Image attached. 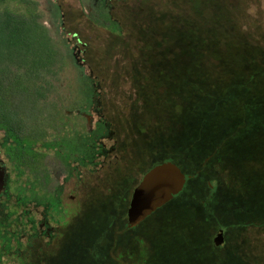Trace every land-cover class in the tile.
Instances as JSON below:
<instances>
[{
	"label": "rangeland",
	"instance_id": "obj_1",
	"mask_svg": "<svg viewBox=\"0 0 264 264\" xmlns=\"http://www.w3.org/2000/svg\"><path fill=\"white\" fill-rule=\"evenodd\" d=\"M32 2L31 9L38 25L47 31L58 49L55 61L61 72L59 78L53 80L47 73L53 63L42 61L43 66L38 63L34 67L31 57L25 61L21 71L33 72L38 68L40 73H45V79L52 81L53 87H49V93L35 105L21 104L24 109L13 113V127L26 138L24 148L39 153L47 151L48 157L42 167L31 161L22 162V165L8 164L14 180L12 191L20 189L25 197L31 195L33 198L36 176L40 177L50 195L43 198L38 190V200L47 199L55 211L70 222L69 242L60 264H121L116 259L128 251L132 254V264H199L203 260L207 263L209 259L231 264H257V259L258 263H264V230L262 233L259 230L258 239L254 240L245 234L244 226L235 223L241 211L245 224L252 225L262 219L253 218L251 215L256 214L255 210L252 213L245 210L240 205L241 196L231 192L218 194L223 196L222 202L226 200L227 203L221 212L190 207L191 196L186 193L166 206L158 216L135 229H125V211L134 186L142 174L155 163L164 161L170 153L166 138L150 131L148 123L140 128L128 127L125 140H120L116 148L114 134L106 129L104 120L114 123L120 136L121 131L124 134V127L131 126L119 117L122 114L118 109H113V104L117 105L120 99L126 106L124 99L119 97L116 101V97L126 94L130 82L123 79L121 88L116 89L113 85L117 83L112 76L125 71L132 50L115 48L111 42L115 37H121V44L128 42L132 47L138 46L135 42L141 37L137 35L136 23L140 18L137 16L143 18L146 16L144 8H155L161 1L120 0L115 6L106 0ZM255 3L256 0H251V4ZM1 8L19 16L28 13L26 6L17 1H8ZM75 30L81 32V43L73 37ZM84 42L88 44L86 53L82 51ZM77 48L83 53H78ZM251 117L257 127L262 126L264 116L261 111H252ZM30 134H43L44 141L31 144L27 139ZM2 136L0 130V140ZM50 144L56 148L53 146V150H49ZM177 153L171 149V155L185 165L187 161ZM204 182L201 180L200 184L204 185ZM62 203L67 205V212ZM231 205L234 218L228 219ZM73 220L76 224H71ZM220 224L227 228L228 242L216 247L214 238ZM249 242H259L260 251L256 254L259 258L251 256L253 244L249 245Z\"/></svg>",
	"mask_w": 264,
	"mask_h": 264
},
{
	"label": "trees",
	"instance_id": "obj_2",
	"mask_svg": "<svg viewBox=\"0 0 264 264\" xmlns=\"http://www.w3.org/2000/svg\"><path fill=\"white\" fill-rule=\"evenodd\" d=\"M8 1L26 6L28 13L4 11L1 6ZM32 1L0 0V127L8 130L13 113L24 109L21 104L35 105L53 87L38 68L21 71L25 61L31 57L34 67L53 63L47 71L53 80L61 72L55 61L58 49L38 25ZM159 2L144 8L143 18L137 16L138 46L121 44V37L112 39L115 48L132 50L125 71L112 76L116 89L123 79L130 82L126 94L116 97L126 106L120 99L113 109L130 128L148 123L150 131L166 138L170 155L165 160L188 175L174 201L187 193L190 207L221 212L227 203L218 194H237L240 205L262 219L252 224L262 233L264 122L257 127L251 113L257 110L264 116V0ZM171 149L188 164H181ZM233 214L231 205L228 219ZM242 214H237L236 225L249 227ZM220 229L227 228L220 224ZM122 255L117 262L132 264L129 251ZM222 262L199 264H231Z\"/></svg>",
	"mask_w": 264,
	"mask_h": 264
},
{
	"label": "flooded vegetation",
	"instance_id": "obj_3",
	"mask_svg": "<svg viewBox=\"0 0 264 264\" xmlns=\"http://www.w3.org/2000/svg\"><path fill=\"white\" fill-rule=\"evenodd\" d=\"M106 1L109 2L111 6H115L120 0ZM118 23H120L119 20ZM72 33L73 37L77 38L81 43V32L75 30ZM87 45L88 44L86 42L83 43L84 48H82V51L84 53L87 52ZM77 49L78 53H83L81 49ZM119 117L123 118L124 115L122 114ZM104 122L103 123L106 126V129L112 130L111 132L112 134H114L113 138L115 146L117 148L118 142L120 140H125L126 135L129 132L127 131V128L129 126L124 127V134L121 131L122 135L120 136V132H118L117 130L118 127L114 126V123L109 122L107 119H105ZM0 130L3 131L2 140H0V264H60L61 262H63L62 259L65 253L66 246H68L69 242L70 222H68V220H66L65 218H62V216L55 211L53 204H50L47 199L38 200V196L40 193L43 194L41 195L43 198H46L50 195L46 183L43 184V182L40 181V177L36 176L35 196L33 198L31 197V195L29 196V198L25 197L20 189L16 190L14 188V190L12 191L11 187L14 180L12 179V176L10 174L8 164L10 162L14 163L15 165H22V162L25 163L31 161L30 163H40V166L42 167L45 157H48V152L46 151L45 153H39L38 151H32L24 148L23 145L24 142H26V138H23L22 135L14 127H11L9 129L10 131H12V134L5 127L1 128ZM44 137L45 136L43 134H30L27 139L30 140L31 144H37L42 140L44 141ZM53 146V144H50L48 149L53 150ZM102 146L106 147V144L103 143ZM103 147L101 148L103 149ZM116 148H113L114 151L116 150ZM32 152H34V154H32ZM28 158L33 159L29 160ZM73 159L74 161H76L77 159L79 160V158ZM68 160L69 158L67 157L66 161ZM116 161L118 160L114 159L115 163H117ZM142 161L146 162V160ZM165 161L166 160L157 162L153 166H151L144 174H142L137 185L141 181L142 177L150 169ZM136 186H134L132 190L131 199ZM38 190H40V193L38 192ZM173 198L171 201L155 210L153 213L147 216L145 220L134 227H130L128 221V210L131 202L130 199L129 205L127 206L125 211L127 218L125 229H135L151 217L158 216L163 208H166V206L174 201ZM62 205L66 211L67 205L63 203ZM83 205L86 207L85 203H83ZM88 209H90V207ZM122 214L123 212H121V215ZM80 216L81 215L78 216L79 219ZM71 224L76 223L73 220ZM246 229L247 232L245 234L248 237L258 239V233L260 231L255 228V226L249 225V227H246ZM220 230L223 231V242L221 244H216V242H214V245L216 247H221L227 243L226 229ZM248 232H250L249 235ZM24 238H26L25 242L23 241ZM115 239H117V235ZM251 243L253 245H251ZM249 245H251V251L253 250L254 252L253 254H251V256H256V254L258 255L260 251L259 242H249ZM256 257L259 258V256ZM255 262L257 264H260V262H257V259H255ZM251 264L254 263L251 262Z\"/></svg>",
	"mask_w": 264,
	"mask_h": 264
},
{
	"label": "water",
	"instance_id": "obj_4",
	"mask_svg": "<svg viewBox=\"0 0 264 264\" xmlns=\"http://www.w3.org/2000/svg\"><path fill=\"white\" fill-rule=\"evenodd\" d=\"M187 179L188 175L172 161H165L150 169L134 189L128 210L129 226L138 225L155 210L171 201L183 190ZM215 242H223L222 230L217 232Z\"/></svg>",
	"mask_w": 264,
	"mask_h": 264
}]
</instances>
